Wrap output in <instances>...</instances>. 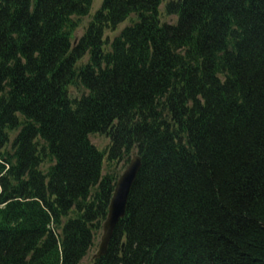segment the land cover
Masks as SVG:
<instances>
[{"label": "trees", "instance_id": "16d2710c", "mask_svg": "<svg viewBox=\"0 0 264 264\" xmlns=\"http://www.w3.org/2000/svg\"><path fill=\"white\" fill-rule=\"evenodd\" d=\"M94 2L0 0V264H86L134 154L92 264H264V0H102L77 38Z\"/></svg>", "mask_w": 264, "mask_h": 264}, {"label": "water", "instance_id": "95a60500", "mask_svg": "<svg viewBox=\"0 0 264 264\" xmlns=\"http://www.w3.org/2000/svg\"><path fill=\"white\" fill-rule=\"evenodd\" d=\"M141 165L142 162L140 156L136 154L133 155L129 164L118 178L109 205L108 215L103 223L98 248L93 255V259L101 258L107 254L115 228L120 219L124 218L126 215L130 191L136 181Z\"/></svg>", "mask_w": 264, "mask_h": 264}, {"label": "rangeland", "instance_id": "374dc122", "mask_svg": "<svg viewBox=\"0 0 264 264\" xmlns=\"http://www.w3.org/2000/svg\"><path fill=\"white\" fill-rule=\"evenodd\" d=\"M101 3H102V0H95V2L92 5V8H91L90 15L88 17H85L83 22H81L82 26L77 31V38L82 36V34L84 33V30H85V26L87 27V25H88V23H89V21L91 19L90 17L93 16L95 14V12L100 8ZM165 20L166 21L169 20V21H173L174 22L175 21V17H169V18H166ZM126 25H127V23H124V24L120 25L119 29L115 33L111 32V31L110 32H106L105 36L109 35L111 37V39H113V37L116 36L122 30V28L125 27ZM85 60H87V58H85ZM92 140H93V142L96 143L97 146L99 145L98 147L100 149H103L106 146V144H108L110 142V140L108 138H105L104 136H95V137L92 138ZM100 236H101V233H99V235H98L96 246L91 250V252L85 258L84 263L92 264L93 255H94V253L96 252V250L98 248V244H99V241H100Z\"/></svg>", "mask_w": 264, "mask_h": 264}]
</instances>
